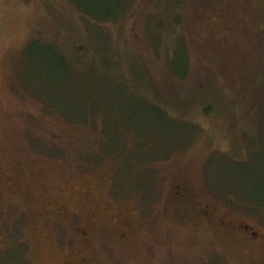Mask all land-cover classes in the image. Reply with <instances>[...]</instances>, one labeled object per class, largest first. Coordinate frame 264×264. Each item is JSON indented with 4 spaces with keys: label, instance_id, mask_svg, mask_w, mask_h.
Returning <instances> with one entry per match:
<instances>
[{
    "label": "rangeland",
    "instance_id": "obj_1",
    "mask_svg": "<svg viewBox=\"0 0 264 264\" xmlns=\"http://www.w3.org/2000/svg\"><path fill=\"white\" fill-rule=\"evenodd\" d=\"M90 2L113 13L124 2L129 16L103 24L70 0H0V264H250L256 250L206 210L263 218L264 54L243 49L238 59L236 49L198 43L167 17L170 8L179 17L178 2ZM141 5L146 13L130 33ZM63 22L76 32L74 48H89L74 73L54 56L53 47L72 56ZM178 47L189 59L183 79L173 73L184 65ZM133 67L146 76L138 96L127 90ZM94 108L148 137L132 155L150 159L125 187L116 183L118 163L102 155V126L69 121ZM178 182L187 186L179 204ZM82 228L87 240L75 233Z\"/></svg>",
    "mask_w": 264,
    "mask_h": 264
},
{
    "label": "trees",
    "instance_id": "obj_2",
    "mask_svg": "<svg viewBox=\"0 0 264 264\" xmlns=\"http://www.w3.org/2000/svg\"><path fill=\"white\" fill-rule=\"evenodd\" d=\"M90 1L91 0H70V2L77 8V10H79V12L83 15L84 18L90 19L97 23H100L101 21H104L103 24L115 22L122 14L123 16H125V18L129 16L125 14L128 11V4L124 2L122 6H119L118 11L113 13L109 11L108 7H105V9L100 10V8L94 7L93 5L91 6L92 2ZM171 1L174 4L175 2L176 4L178 2L179 5L177 6V9L180 10L178 14L179 17H174L176 8L167 9V17L169 15L170 19L173 18V20H171V25H174L175 27L177 25H175L174 22L178 24L182 20L183 22L181 23V25L183 24L186 26L185 31H190L191 35L194 38L196 37L198 43L204 44L201 40L208 39L212 43V45L217 46L218 48H220V46L215 44L221 43L220 49H224L227 52L233 51V54H235L236 49L238 51V59H242V57L244 56L243 49H247L245 51V55H249L246 53L249 51L252 52L256 49H259L256 50L257 56L261 57L262 54H264V0ZM49 12L51 13L50 15L53 16L54 13L51 9ZM145 13L146 11L143 8V5H141L137 12L134 13L133 19L130 23V33H134L137 28L138 21L140 20V18L138 19V17H142ZM150 19L151 18L148 19V17L146 16L143 17L142 20L143 22L144 20L150 22ZM152 21L153 20H151V22ZM62 24H65V27L62 28V30L67 35L66 37L70 40V43H72V37H75L74 35H76V32L72 29V32L69 31L68 26L65 22H63ZM159 29L160 24L156 23V26H154L153 31L157 32ZM150 37H153L151 33ZM144 39L146 41L145 37ZM134 40L135 38L133 35V37H131L132 44L136 42ZM252 45H257L258 47H252ZM75 46L76 45L74 43L70 45L72 53L70 59H67L66 56L63 54V51H61L59 48L53 47V49H55L56 51L54 56L56 57L57 54L59 55L60 62L66 66L68 72L70 73H74L76 71L80 60L86 58L89 53V48L87 45L86 47L83 45L82 47L78 46L74 48ZM212 48V46L210 47V49L206 47V50L208 49V51L203 52L206 57H210V54H215L213 52L215 48ZM178 49L180 50L179 56L181 55V53L182 56H184V65L182 66L181 72L174 70L173 73L174 76H176L177 78L183 79L188 72L189 59L184 54V51L181 47H178ZM138 54L141 55L140 53L135 52L133 59L136 55L138 56ZM223 59L225 62L226 59L233 60L226 58L225 55L223 56ZM134 63L135 61L132 63V66L134 65ZM103 65L105 66V68H111L110 65L107 66L105 65V63ZM113 67H119V65L115 64L113 65ZM146 73L149 75L150 78L153 79L154 76L152 73V69H146ZM131 75L133 79L132 82L134 83V90L131 88L126 89L138 96L139 93H135V88L137 89V91H141L146 88V76L145 73L142 72H140V74H135L134 67ZM140 75L143 76V78L140 77ZM141 99L146 102L148 101L146 98ZM94 109L97 110L86 111V109H83V114L81 118L73 120L69 119V121L71 123H78V125L74 124L76 126H90L95 131H98L99 126H102V134H100L99 140L103 150L102 155H105L104 157H110L115 160L116 163H118V168L115 175L116 183H119L120 185H122L123 183V187H125L130 182L127 181L128 183H125L124 180L126 178H129L132 182V180L135 179L134 176L137 177L139 175V173H137L139 164L146 162L150 159L149 158L146 161H143L145 159L137 158L132 155V153L140 143L145 146L147 144H150L147 142L148 137L133 136L132 128L129 125H126L124 122H122L123 124L120 122H114L113 118L111 116H107V114L104 113L103 109ZM153 111L159 114H165V112H163L157 106L153 107ZM131 136H133V145H129V137ZM89 154L91 155L92 152H90ZM104 157H102V159ZM151 159L153 160V158ZM124 189L125 188H123V190ZM226 190H235L236 192H241L242 194L247 193L246 190H242V188L237 185H231L230 187L226 186Z\"/></svg>",
    "mask_w": 264,
    "mask_h": 264
},
{
    "label": "flooded vegetation",
    "instance_id": "obj_3",
    "mask_svg": "<svg viewBox=\"0 0 264 264\" xmlns=\"http://www.w3.org/2000/svg\"><path fill=\"white\" fill-rule=\"evenodd\" d=\"M187 189V186L183 182H178L173 186V197L176 201V203H180L182 201V196L185 193ZM209 211V212H208ZM206 216L207 217H214L217 220V224L221 227H225L229 232L233 234L238 240L241 242H244L247 246L251 247L254 251L251 256V262L250 264H264V212L261 213L263 216L260 217L259 220L256 221H250V220H240V219H224V218H218L217 217V210L210 209L206 210ZM250 217V216H249ZM254 218L255 217H250ZM256 224H255V223ZM77 235H80V237L83 240H87V230L82 229H76L75 232ZM80 263L78 261V264H84L86 262V259L84 257L79 258Z\"/></svg>",
    "mask_w": 264,
    "mask_h": 264
}]
</instances>
